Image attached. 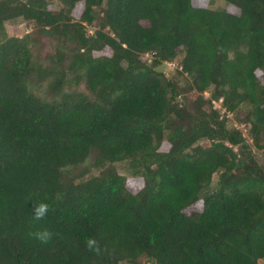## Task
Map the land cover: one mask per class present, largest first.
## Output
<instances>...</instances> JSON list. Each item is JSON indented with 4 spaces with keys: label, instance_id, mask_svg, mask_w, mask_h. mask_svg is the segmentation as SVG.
<instances>
[{
    "label": "trees",
    "instance_id": "16d2710c",
    "mask_svg": "<svg viewBox=\"0 0 264 264\" xmlns=\"http://www.w3.org/2000/svg\"><path fill=\"white\" fill-rule=\"evenodd\" d=\"M58 1L0 0V264H259L264 163L227 114L264 146V0Z\"/></svg>",
    "mask_w": 264,
    "mask_h": 264
},
{
    "label": "rangeland",
    "instance_id": "374dc122",
    "mask_svg": "<svg viewBox=\"0 0 264 264\" xmlns=\"http://www.w3.org/2000/svg\"><path fill=\"white\" fill-rule=\"evenodd\" d=\"M54 4L55 8H59L61 3L58 0H54ZM209 6L212 9H224L228 7V4L225 0H211ZM89 28L91 32H93L97 28V24L94 23L93 25H90ZM5 34L7 37L20 36L29 38L34 58L41 61H45L47 54L54 52L58 45L57 40L53 36L47 33L39 32V30L31 27L22 18H16L7 21L5 24ZM31 89L41 96H49L46 92V82L42 84H32ZM78 89L81 91H85L86 93L89 92L85 83H81ZM205 93L207 96L209 95L208 92ZM214 104L217 108L221 109L222 114H225V112H227L222 106L221 100H216ZM247 111L248 109L245 106L238 112H228L227 115L230 118L231 124L243 130L244 135L247 141L252 145L257 158L260 160V162L264 163V146H257L253 138L251 137L249 126L246 121ZM260 143L262 144L263 142ZM115 166L119 173L130 178L133 177L132 171L129 169L127 161L116 162ZM99 172L100 169L94 165V155H91L85 162L68 167L64 171V177L68 179L70 177L78 175L82 179H85L91 175L98 174ZM217 179L218 173L214 175L213 185L216 184ZM259 264H264V259H261L259 261Z\"/></svg>",
    "mask_w": 264,
    "mask_h": 264
},
{
    "label": "clouds",
    "instance_id": "9594fccd",
    "mask_svg": "<svg viewBox=\"0 0 264 264\" xmlns=\"http://www.w3.org/2000/svg\"><path fill=\"white\" fill-rule=\"evenodd\" d=\"M48 205L47 203L40 202L35 205L34 215L37 219L44 217L47 213ZM35 237L41 242H46L51 237V233L47 229L37 231ZM87 247L89 249L98 250V242L94 237H89L86 241Z\"/></svg>",
    "mask_w": 264,
    "mask_h": 264
},
{
    "label": "built area",
    "instance_id": "2783aa9c",
    "mask_svg": "<svg viewBox=\"0 0 264 264\" xmlns=\"http://www.w3.org/2000/svg\"><path fill=\"white\" fill-rule=\"evenodd\" d=\"M169 65H172V66H177L178 67V63L175 62V61H171V62H168Z\"/></svg>",
    "mask_w": 264,
    "mask_h": 264
}]
</instances>
